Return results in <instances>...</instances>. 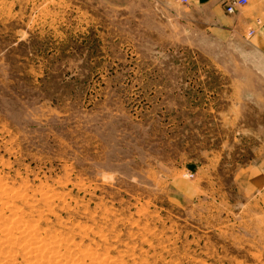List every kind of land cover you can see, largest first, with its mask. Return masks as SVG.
<instances>
[{
    "label": "rangeland",
    "instance_id": "374dc122",
    "mask_svg": "<svg viewBox=\"0 0 264 264\" xmlns=\"http://www.w3.org/2000/svg\"><path fill=\"white\" fill-rule=\"evenodd\" d=\"M207 23L0 0V264H264V54Z\"/></svg>",
    "mask_w": 264,
    "mask_h": 264
},
{
    "label": "crops",
    "instance_id": "0c3cea01",
    "mask_svg": "<svg viewBox=\"0 0 264 264\" xmlns=\"http://www.w3.org/2000/svg\"><path fill=\"white\" fill-rule=\"evenodd\" d=\"M233 0H188L184 6L189 11L198 12L207 19V24L215 29L240 34L253 29V46L264 54V0H248V4L238 9L234 15L226 12Z\"/></svg>",
    "mask_w": 264,
    "mask_h": 264
},
{
    "label": "built area",
    "instance_id": "2783aa9c",
    "mask_svg": "<svg viewBox=\"0 0 264 264\" xmlns=\"http://www.w3.org/2000/svg\"><path fill=\"white\" fill-rule=\"evenodd\" d=\"M176 2L184 5L188 4V0H176ZM247 4L248 0H233L227 5L226 12H228L230 15H234L238 9H241ZM254 32V30H250L249 35L252 36Z\"/></svg>",
    "mask_w": 264,
    "mask_h": 264
},
{
    "label": "bare ground",
    "instance_id": "6f19581e",
    "mask_svg": "<svg viewBox=\"0 0 264 264\" xmlns=\"http://www.w3.org/2000/svg\"><path fill=\"white\" fill-rule=\"evenodd\" d=\"M242 8H243V7H242ZM12 220H13V219H12ZM14 221L16 222L17 220H14ZM14 224H15V223H13V225H14ZM18 224H19V223H18ZM20 224H21V223H20ZM23 225H24V224H23ZM20 226H21V225H19V227H20ZM3 227H4V226H3ZM14 227H15V226H14ZM14 229H15V228H14ZM14 229H13V230H14ZM21 229H23V226H21ZM10 230H11V229H10ZM23 230H24V229H23ZM26 230H27V229H26ZM16 231H17V229H16ZM24 231H25V230H24ZM24 231H23V232H24ZM9 232H10V231H9ZM9 232L7 231V234H9ZM10 233H11V232H10ZM14 233H15V232H14ZM16 234L18 235V233H16ZM22 234H23V233H22ZM28 234H31V233L29 232ZM5 235H6V234H5ZM20 235H21V234H20ZM20 235H19V236H20ZM24 235H25V233H24ZM6 236H9V235H6ZM21 238H22V237H21ZM25 238H26V237H25ZM31 238H32V237H31ZM35 238H36V237H35ZM35 238H34V240H35ZM26 239H28V238H26ZM2 240H3V239H2ZM20 240H21V239H20ZM22 240H23V239H22ZM32 240H33V239H32ZM11 241H12V240H11ZM30 241H31V239H30ZM26 242H27V241H26ZM27 243H28V242H27ZM39 243H41V242H38V244H39ZM3 244H4V243H3ZM5 244H6V243H5ZM32 244H33V243H32ZM32 244H31V245H32ZM54 244H55V243H54ZM13 245H14V244H13ZM13 245H12V246H13ZM26 245H27V244H26ZM33 245H34V244H33ZM36 246H37V245H36ZM50 246H51V245H50ZM46 248H47V247H46ZM23 249H26V248H23ZM47 249L49 250V248H47ZM40 250H41V249H40ZM52 250H53V252L56 251V250H54V248H53ZM30 251L33 252L32 250H30ZM49 251H51V250H49ZM3 252H4V251H3ZM35 252H37V248H36ZM35 252H33V253H35ZM53 252H52V253H53ZM40 253H41V252H40ZM10 254H11V252H10ZM53 254H54V253H53ZM58 254H59V253H58ZM58 254H54V255L56 256V255H58ZM31 255H32V253H31ZM38 255H39V253H38ZM40 255H41V254H40ZM37 257H39V256H37ZM39 258H40V257H39ZM27 259H28V258H27ZM32 259H33V258H32ZM35 259H36V258H35ZM35 259H34V260H35ZM28 260H31V258H29ZM34 260H33V261H34ZM39 260H41V259H39ZM52 260H53V259H52ZM60 261H62V260L60 259ZM31 262H32V261H31ZM9 263H11V262L9 261ZM9 263L7 262V264H9ZM29 263H30V262H29ZM47 263H48V262H47ZM43 264H44V263H43ZM63 264H64V263H63Z\"/></svg>",
    "mask_w": 264,
    "mask_h": 264
}]
</instances>
